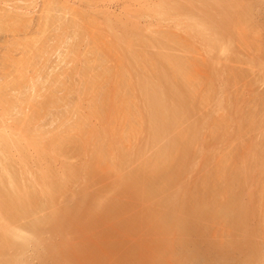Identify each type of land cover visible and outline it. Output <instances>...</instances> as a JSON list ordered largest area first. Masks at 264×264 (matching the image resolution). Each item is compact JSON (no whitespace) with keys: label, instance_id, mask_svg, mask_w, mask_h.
Listing matches in <instances>:
<instances>
[{"label":"rangeland","instance_id":"obj_1","mask_svg":"<svg viewBox=\"0 0 264 264\" xmlns=\"http://www.w3.org/2000/svg\"><path fill=\"white\" fill-rule=\"evenodd\" d=\"M168 3L189 18L153 12ZM200 18L223 51L194 36ZM156 81L164 124L142 96ZM161 155L173 166L142 171ZM0 163L55 183L25 217L32 202L0 186V264H264V0H0ZM79 198L112 202V219L39 226Z\"/></svg>","mask_w":264,"mask_h":264},{"label":"bare ground","instance_id":"obj_2","mask_svg":"<svg viewBox=\"0 0 264 264\" xmlns=\"http://www.w3.org/2000/svg\"><path fill=\"white\" fill-rule=\"evenodd\" d=\"M167 1V0H166ZM165 2V1H164ZM170 2V1H169ZM241 2V1H240ZM161 3V2H160ZM159 3V4H160ZM163 3V2H162ZM243 3V2H242ZM166 5V4H165ZM168 5H171V4H169L168 3ZM216 7V6H215ZM152 8H154V7H152ZM241 8V7H240ZM166 9V8H165ZM162 10V11H161ZM156 11V13H158L159 15H161L162 16V18L163 17H165L166 18V20H171V19H176L174 16H177V17H180L182 20H184L183 22H185V19H187V18H189L188 17V14H187V12L184 10V9H177V11H175V9L172 7V5L170 6V7H168V9H166V11L165 10H163L162 8H160V9H158V8H154L153 9V12H155ZM153 14V13H152ZM155 14V13H154ZM235 15H236V13H234ZM169 17H173V18H169ZM185 17H187V18H185ZM238 17H240V16H238ZM237 17V18H238ZM164 18V19H165ZM179 18V19H180ZM160 19V18H159ZM163 19V20H164ZM202 19V21H200ZM204 18H200V20H198V21H196V20H194V22H190V21H187V23L189 24V22H190V24H191V26L193 27L194 26V36L195 37H197V39L198 40H200L201 42H203V43H205L204 44V46H205V49H206V51H208V52H221V51H223L224 49H225V47L226 46H224V44H226V43H221L218 39L219 38H216V34H215V32H214V29H213V27L211 28V26H209L207 23H206V21H204L203 20ZM192 20V21H193ZM240 20V19H239ZM238 20V21H239ZM238 21H236V22H238ZM193 24V25H192ZM184 26V25H183ZM238 26V25H237ZM236 27V26H235ZM191 28V27H190ZM224 37V36H223ZM220 39H222L221 41H223V38H220ZM204 40H205V42H204ZM166 57V56H165ZM177 61V60H176ZM182 62V61H181ZM191 62V61H190ZM183 63H184V61H183ZM173 64V63H172ZM175 64H176V62H175ZM185 64H187V66H188V63H185ZM100 65V64H99ZM180 65H177L176 67H177V69H178V76L180 77V78H185L184 76H185V74H186V72H188V71H186V68L185 67H187L186 65L185 66H180L181 68H178ZM175 67V68H176ZM172 68H173V65H172ZM188 68V67H187ZM91 69V68H90ZM176 69V70H177ZM174 73V72H173ZM172 76V75H171ZM123 78V77H122ZM172 78V77H171ZM182 78V79H183ZM144 79V78H143ZM173 79V78H172ZM186 79V78H185ZM183 82L185 81L184 79L182 80ZM163 82H164V80H163ZM85 83V82H84ZM168 83V82H167ZM167 83H166V85H167ZM186 83V82H185ZM161 86H160V85ZM158 84V81H156L155 83L154 82H150V83H147V84H145V86H144V88H143V92L140 90V89H138L139 91H140V93L142 92L143 93V95L142 96H146V100L147 101H144L146 104H148V106H150L151 108H152V110H153V115H154V117L155 118H158L157 120L155 119L154 121H157L156 123H160V124H164V123H167L168 121H171L172 120V115L174 114L173 113V110H172V108H171V110H170V108L168 107V105H167V99H168V97H167V90H165V88L163 89H157V88H159L158 86H160V87H162V86H164L165 85V82L163 83L164 85H162L161 83H159ZM143 86H141V87H143ZM166 87V86H165ZM172 87V86H171ZM140 88V87H139ZM136 89V88H135ZM136 89V90H137ZM133 91H134V88L132 89ZM173 92V91H172ZM136 94H137V92H136ZM139 95V94H138ZM138 95H136V96H138ZM141 95V94H140ZM144 96V97H145ZM170 97V96H169ZM173 100V99H172ZM107 101V100H106ZM109 102V101H108ZM143 102V101H142ZM110 103H112V102H110ZM109 103V104H110ZM109 104L107 105V103L106 102H104L103 104H102V108H104V109H106V107H108L109 106ZM145 104V105H146ZM147 106V105H146ZM143 107V106H142ZM111 108V107H110ZM109 107H108V109H110ZM112 110V109H111ZM109 113V112H108ZM147 113V112H146ZM150 113V112H149ZM105 114V113H104ZM148 114V113H147ZM157 115V116H156ZM175 117V116H174ZM168 118H170L171 120H168ZM80 123V122H79ZM169 124H171L170 122H169ZM139 126V125H138ZM175 126V125H174ZM154 127V126H153ZM173 127V126H172ZM171 127V128H172ZM75 128V127H74ZM71 129V128H70ZM175 129V128H174ZM171 130V129H170ZM173 130V129H172ZM83 133V132H82ZM94 133V134H93ZM91 132V133H88L89 135L90 134H93V135H95V132ZM97 133V132H96ZM183 134V133H182ZM185 134V133H184ZM82 135V134H81ZM90 136L91 138L92 137H95V136ZM99 136H100V134H98ZM97 135V136H98ZM156 135V134H155ZM84 136H85V134H84ZM83 136V137H84ZM192 136V135H191ZM82 137V138H83ZM87 137H89V136H87ZM105 137V136H104ZM164 137V136H163ZM36 138V137H35ZM102 138V137H101ZM100 138V139H101ZM80 139H81V137H80ZM96 139V138H95ZM173 139V138H172ZM89 140V139H88ZM80 141V140H79ZM100 141V140H99ZM61 143V142H60ZM103 145V144H102ZM101 145V146H102ZM85 147V146H84ZM98 147H100V145H98ZM97 147V148H98ZM94 148H95V146H94ZM102 148H104V146L103 147H101V149ZM85 149V148H84ZM100 149V150H101ZM95 150V149H94ZM98 150H99V148H98ZM97 149H96V152L94 151V153L96 154V156L97 155H99L100 157H101V151L103 150L104 151V149H102L98 154H97V151H98ZM83 151V150H82ZM103 153V152H102ZM170 153V152H169ZM94 154V155H95ZM171 154V153H170ZM95 157V156H93L92 157V159H93V161L95 162L94 164H96L97 165V163H99V159H97V158H100V157ZM167 155H161L157 160H154V161H152L151 162V164L149 165V167L148 166H145L144 168H143V172L145 171V170H148V172H150V174L152 175H154L155 176V174H159V172H161V171H165V170H168V168H169V166H173V161L174 160H172L171 158H168V157H166ZM91 159V160H92ZM98 160V161H97ZM127 160V159H126ZM5 162V161H4ZM184 162V161H183ZM104 164V163H103ZM9 165V164H8ZM102 165V164H101ZM148 165V164H147ZM94 166V165H93ZM146 167H148V168H146ZM7 168V167H6ZM6 168L0 163V170L4 173L3 174V176L2 177H0V186L1 185H3V184H5V185H9V186H11V188L13 189V191L15 192V191H19V192H17L18 193V195L19 194H21V198H23L24 200H27L29 203H31L32 202V204H31V206L29 205V208L28 209H26L24 212H23V214H22V216L23 217H25V216H28V215H31V214H33L34 212L33 211H36L35 209L36 208H38L40 205H41V207H42V205H48V203H50L51 201H50V196H49V189H52L53 188V186L55 185V183L54 182H52L51 183V185L53 184V186L51 187V186H49L48 184H46V183H44V182H42V180L40 179V180H38L39 182H40V187H38L37 189H39V188H41V189H39V190H36L35 188V185H34V187L35 188H33L32 187V185H30L29 184V182H28V177H25L24 176V173L23 172H21V173H19V174H15L14 173V177L13 176H11V172H8V168H7V172H5L6 171ZM9 168H11L10 166H9ZM14 168V167H13ZM12 169V168H11ZM15 169V168H14ZM176 170V169H175ZM9 171H12V170H9ZM171 171V170H170ZM1 172V173H2ZM142 172V173H143ZM167 172V171H166ZM10 174V176H9V174ZM162 173H164V172H162ZM171 173V172H170ZM141 174V173H140ZM146 174V173H145ZM139 175V174H138ZM149 175V174H148ZM152 175V176H153ZM1 176V175H0ZM153 176V178H155ZM157 177H158V175H156ZM170 176V180H171V184L169 183L168 184V186L166 187L167 188V192L170 194V200H169V203H171V204H173V201H175L176 200V203H177V201L179 202L180 201V199H181V197H182V195L181 194H183L184 193V188H182L179 184H177V183H175L174 182V180H175V178L177 177V174H170L169 175ZM168 176V177H169ZM13 177V178H12ZM150 178V177H149ZM159 178V177H158ZM36 179H38V178H36ZM135 179H137V178H135ZM53 180V179H52ZM134 180V179H133ZM169 180V181H170ZM131 181V180H130ZM224 181V180H223ZM134 182V181H133ZM157 182H159V181H157ZM94 183V182H93ZM160 183V182H159ZM46 186H45V185ZM161 184V183H160ZM160 184H158V185H160ZM163 184V183H162ZM240 184V183H239ZM37 185V184H36ZM39 185V184H38ZM167 185V184H166ZM206 185V184H205ZM226 185V184H225ZM30 186V187H29ZM165 186V185H164ZM45 187V188H44ZM59 187V186H58ZM57 187V188H58ZM122 187V186H121ZM137 187V186H136ZM142 187V186H141ZM147 187V186H146ZM123 188H124V190H123V193H125V194H130V193H137V195L136 196H138L139 194L141 195V196H144V195H146L144 192H140L139 190H137V189H133L132 187H131V182H125V184H123ZM164 188V187H163ZM54 189V188H53ZM0 190H1V188H0ZM5 190V189H4ZM7 190V189H6ZM47 190H49L48 192H47ZM117 190V189H116ZM154 190V189H153ZM149 191V190H148ZM160 192V191H159ZM155 193V192H154ZM225 193V192H224ZM53 194V193H52ZM90 194V193H89ZM221 194V193H220ZM3 195V194H2ZM185 195V194H184ZM82 196V195H81ZM131 196V195H130ZM1 197V196H0ZM98 197V196H97ZM14 198V197H13ZM19 198V197H18ZM114 198V197H113ZM128 198V197H127ZM132 199V198H131ZM191 199V198H190ZM213 199V198H212ZM238 199V198H237ZM76 200H78L76 203H75V205H76V208H73V209H75L74 211H72L71 212V214H59V215H53L52 214V216H50V217H48L45 221L44 220H40L39 222H43L42 224L40 223V225L39 226H41V227H43L42 225H44L45 223H47V222H50L51 223V221L52 222H54V221H61V224L60 223H57V225L59 224V225H63V224H66L67 222H77V223H83V222H87L89 219H92V217H96L97 219H98V217H97V215L98 216H104V218L106 219L105 221H107V218L105 217V216H109V217H111L110 216V214H109V212L107 211V210H109L111 207V203L112 202H107V201H105V199L102 201V200H100L99 198H91V199H82L81 200V198H79V199H76ZM200 200V199H199ZM21 201V200H20ZM39 201L41 202L40 204H39ZM105 201V202H104ZM115 201V200H114ZM134 201H136V200H134ZM3 202V201H2ZM207 202V201H206ZM114 204V203H113ZM197 204V203H196ZM1 205L3 206V204L1 203ZM5 205V204H4ZM175 205V204H174ZM77 206H79L78 207V210H77ZM113 206V205H112ZM132 206V205H131ZM194 206V205H193ZM74 207V206H73ZM166 207V206H165ZM40 210V209H39ZM234 210V209H233ZM240 210V209H239ZM118 211V210H117ZM152 211H153V209H152ZM243 212H242V217H241V219L243 218L244 220L245 219H247L246 218V216H247V210H242ZM68 212V211H67ZM145 212V211H144ZM55 213V212H54ZM239 213V212H238ZM2 215H3V213H2ZM47 216V215H46ZM48 216H49V214H48ZM45 217V216H44ZM197 217V216H196ZM103 219V218H102ZM111 219H112V217H111ZM238 219V218H237ZM242 219V220H243ZM94 220V219H93ZM92 220V221H93ZM100 221H101V219H99ZM98 220V221H99ZM110 220V219H109ZM62 221H63V224H62ZM90 221V220H89ZM97 221V222H98ZM104 221V220H103ZM176 221V220H175ZM247 221V220H246ZM38 222V223H39ZM96 222V221H95ZM2 223V222H1ZM225 223V222H224ZM3 224V223H2ZM104 224V223H103ZM58 225V226H59ZM162 225V224H161ZM25 226V225H24ZM63 226H65V225H63ZM120 226V225H119ZM230 226V225H229ZM18 227H20V226H18ZM210 227V226H209ZM261 227V226H260ZM40 228V227H39ZM39 228H38V230H32L31 232H32V234H31V236H36V237H38V235L39 234H41V233H43V232H40V230H39ZM89 228V227H88ZM25 229V228H24ZM150 229V228H149ZM29 230V229H28ZM171 230V229H170ZM19 231V230H18ZM184 231V230H183ZM25 232V231H24ZM172 232V231H171ZM183 233V232H182ZM13 234H14V232H13ZM15 234H16V232H15ZM24 234V233H23ZM176 235V234H175ZM189 235V234H188ZM23 236V235H22ZM170 236V235H169ZM232 236V235H231ZM4 237H5V235H4ZM24 237H26V236H24ZM183 237V236H182ZM6 238V237H5ZM4 238V239H5ZM172 238V237H171ZM180 238H181V235H180ZM3 239V238H2ZM31 239V238H30ZM161 240V239H160ZM2 241V240H1ZM3 241H5V240H3ZM16 241V240H15ZM189 241V240H188ZM175 243V242H174ZM216 244V243H215ZM8 245H9V243H8ZM159 245V244H158ZM13 246V245H12ZM19 248V247H18ZM170 248V247H169ZM6 249V248H5ZM168 249V248H167ZM11 250H14V248L13 249H11ZM53 252L55 251V252H57V253H54V254H61L60 252H61V250H62V248H58V246H53ZM4 252V251H3ZM63 253V252H62ZM165 253V252H164ZM1 254V253H0ZM63 254H66V253H63ZM142 254V253H141ZM140 254V255H141ZM51 255V254H50ZM47 256V255H46ZM54 256V255H53ZM72 256H74L73 254H72ZM185 256V255H184ZM55 257V256H54ZM69 257H70V255H69ZM168 257V256H167ZM51 258V257H50ZM74 258H75V256H74ZM55 259V258H54ZM171 259V258H170ZM131 260V259H130ZM172 260V259H171ZM58 261V260H57ZM122 261V260H121ZM170 261V260H169ZM173 261V263L175 264V261H178V260H172ZM55 262H56V260H55ZM182 264V261L180 260V261H178V264H180V263ZM16 263V262H15ZM161 263H164V262H161ZM172 263V262H171ZM119 264V263H118ZM168 264V263H167Z\"/></svg>","mask_w":264,"mask_h":264}]
</instances>
